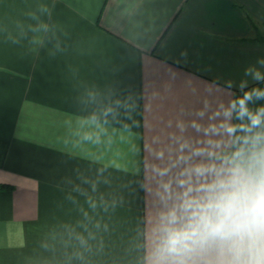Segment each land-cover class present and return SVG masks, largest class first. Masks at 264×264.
I'll list each match as a JSON object with an SVG mask.
<instances>
[{
  "label": "crops",
  "instance_id": "crops-1",
  "mask_svg": "<svg viewBox=\"0 0 264 264\" xmlns=\"http://www.w3.org/2000/svg\"><path fill=\"white\" fill-rule=\"evenodd\" d=\"M260 59L264 0H0V264H151L158 169Z\"/></svg>",
  "mask_w": 264,
  "mask_h": 264
},
{
  "label": "clouds",
  "instance_id": "clouds-1",
  "mask_svg": "<svg viewBox=\"0 0 264 264\" xmlns=\"http://www.w3.org/2000/svg\"><path fill=\"white\" fill-rule=\"evenodd\" d=\"M258 64L264 68V59ZM244 76L264 83V72L255 66L245 68ZM248 83L242 79L240 95L212 113L218 123L202 128L193 121L197 131L227 137L226 147L185 141L182 154L158 169L163 209L151 264H264V105L251 107L264 101V87ZM205 114L197 113L201 119ZM90 119L96 123L95 116ZM172 168L177 172L165 180Z\"/></svg>",
  "mask_w": 264,
  "mask_h": 264
}]
</instances>
